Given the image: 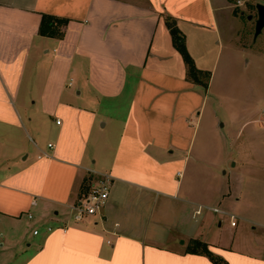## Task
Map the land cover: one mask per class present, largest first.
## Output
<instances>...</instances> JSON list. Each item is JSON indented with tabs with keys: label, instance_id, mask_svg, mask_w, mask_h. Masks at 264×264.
<instances>
[{
	"label": "crops",
	"instance_id": "1",
	"mask_svg": "<svg viewBox=\"0 0 264 264\" xmlns=\"http://www.w3.org/2000/svg\"><path fill=\"white\" fill-rule=\"evenodd\" d=\"M226 5L0 0V264H213L195 240L228 264H264V180L247 184L232 152H205L224 50L241 49ZM44 13L69 20L62 37L40 34ZM168 16L211 73L206 88L188 78ZM103 173L102 214L75 222L68 205ZM222 206L244 221L239 241L216 238Z\"/></svg>",
	"mask_w": 264,
	"mask_h": 264
},
{
	"label": "rangeland",
	"instance_id": "2",
	"mask_svg": "<svg viewBox=\"0 0 264 264\" xmlns=\"http://www.w3.org/2000/svg\"><path fill=\"white\" fill-rule=\"evenodd\" d=\"M259 3L264 4V0H226V34L242 50L228 46L224 50L220 70L212 88L213 92L223 98L222 103L214 107L215 113L211 115V126L218 130L210 138V143L214 146L205 151L213 152L216 146L218 161L220 158L223 161L227 150V153L232 152L233 162L236 160L239 164L241 161L248 163L241 168L243 173L239 175L249 185L252 184V179L264 180V165L256 170L258 161L264 164V29L254 39ZM249 15H252V19L248 18ZM218 172L220 173V169ZM223 178L226 182L230 181L231 186L235 184V176H231L230 172ZM212 182L210 188L214 184ZM243 187L246 192L248 186ZM222 207L230 213L221 216L223 226L215 229L216 238L223 236L224 240L231 242L236 236V241H239L244 221L232 208Z\"/></svg>",
	"mask_w": 264,
	"mask_h": 264
},
{
	"label": "trees",
	"instance_id": "3",
	"mask_svg": "<svg viewBox=\"0 0 264 264\" xmlns=\"http://www.w3.org/2000/svg\"><path fill=\"white\" fill-rule=\"evenodd\" d=\"M67 18H61L54 15L44 13L40 24L39 32L42 35L52 37H62L64 35V26L68 24ZM166 25L172 35L174 47L181 53L187 67L188 78L196 84H200L205 88L211 77L209 71H204L196 66L194 59L188 51L185 35L179 29L177 22L172 17H166ZM193 251L199 250L202 254L209 257L213 264H228V261L222 256L212 252L207 243L195 240Z\"/></svg>",
	"mask_w": 264,
	"mask_h": 264
},
{
	"label": "built area",
	"instance_id": "4",
	"mask_svg": "<svg viewBox=\"0 0 264 264\" xmlns=\"http://www.w3.org/2000/svg\"><path fill=\"white\" fill-rule=\"evenodd\" d=\"M264 113V109H263ZM60 121H58L59 123ZM49 148H52V144H48ZM41 156L49 157L50 153H42ZM113 176L108 173L100 174L99 178L94 182L90 189L82 194L76 201L68 205L71 218L75 222H80L83 219L102 214L105 206L108 203L110 197L111 183ZM214 212L223 213L224 211L218 207H211ZM225 213V212H224ZM29 218H33L32 214H29ZM66 231V227L63 228ZM54 230L53 226H47L46 231L51 232ZM34 234L40 232L39 228H36Z\"/></svg>",
	"mask_w": 264,
	"mask_h": 264
},
{
	"label": "water",
	"instance_id": "5",
	"mask_svg": "<svg viewBox=\"0 0 264 264\" xmlns=\"http://www.w3.org/2000/svg\"><path fill=\"white\" fill-rule=\"evenodd\" d=\"M257 11H258V18L256 19L255 33H254L255 40L262 33L264 29V4H260V3L257 4ZM248 18L252 19V15H249Z\"/></svg>",
	"mask_w": 264,
	"mask_h": 264
}]
</instances>
